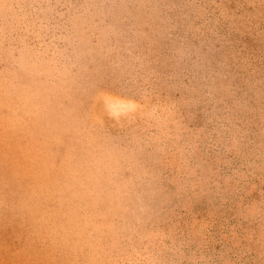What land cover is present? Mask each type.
<instances>
[{
    "label": "rangeland",
    "instance_id": "rangeland-1",
    "mask_svg": "<svg viewBox=\"0 0 264 264\" xmlns=\"http://www.w3.org/2000/svg\"><path fill=\"white\" fill-rule=\"evenodd\" d=\"M0 264H264V0H0Z\"/></svg>",
    "mask_w": 264,
    "mask_h": 264
}]
</instances>
